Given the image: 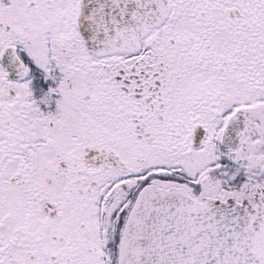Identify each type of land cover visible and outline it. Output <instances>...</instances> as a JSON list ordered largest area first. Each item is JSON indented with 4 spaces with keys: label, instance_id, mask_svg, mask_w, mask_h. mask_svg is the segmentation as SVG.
Here are the masks:
<instances>
[{
    "label": "snow or ice",
    "instance_id": "1",
    "mask_svg": "<svg viewBox=\"0 0 264 264\" xmlns=\"http://www.w3.org/2000/svg\"><path fill=\"white\" fill-rule=\"evenodd\" d=\"M0 264H264V0H0Z\"/></svg>",
    "mask_w": 264,
    "mask_h": 264
}]
</instances>
